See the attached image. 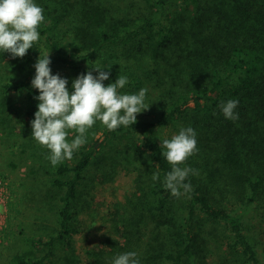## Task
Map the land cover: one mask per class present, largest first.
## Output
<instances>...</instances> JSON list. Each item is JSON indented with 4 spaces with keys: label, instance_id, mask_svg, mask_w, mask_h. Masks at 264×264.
<instances>
[{
    "label": "trees",
    "instance_id": "16d2710c",
    "mask_svg": "<svg viewBox=\"0 0 264 264\" xmlns=\"http://www.w3.org/2000/svg\"><path fill=\"white\" fill-rule=\"evenodd\" d=\"M126 1L124 8L115 4L114 11L100 0H66L77 15L71 23L76 45L67 47L55 35L61 18L53 16L40 24V40L27 51L36 63L50 50L49 65L93 76L98 75L97 56L112 51L126 70L109 66L115 75L109 74L105 86L126 76L128 83L118 90L122 94L138 90L146 79L159 84L169 72L166 101L154 118L138 113L134 124L114 131L101 125L96 130L102 139L90 138L88 130L86 143L71 159L56 166L49 160L43 167L48 191L39 200L49 206L52 199V225L37 226L28 247L6 264H77L75 220L86 207L88 171L107 145L117 148L107 157L111 166L125 151L121 148L145 152L149 162L138 169L136 191L113 222V235L88 253L92 261L86 264H113L127 252L137 253L139 264H202L219 235L214 223L228 229L229 252L241 258L237 263L226 257L219 264H262L244 222L252 213L264 219V0ZM145 63L148 71L140 69ZM34 76L33 66L25 77L0 83L5 95L24 94L21 112L29 121L38 104ZM233 99L239 101L235 121L219 107ZM183 121L195 130L198 149L187 161L194 163L185 167L198 174L189 175L185 182L191 191L177 198L163 185L171 165L163 155L161 130L184 126ZM154 173H159L156 181Z\"/></svg>",
    "mask_w": 264,
    "mask_h": 264
},
{
    "label": "rangeland",
    "instance_id": "374dc122",
    "mask_svg": "<svg viewBox=\"0 0 264 264\" xmlns=\"http://www.w3.org/2000/svg\"><path fill=\"white\" fill-rule=\"evenodd\" d=\"M70 1L73 4L76 2V0ZM100 1L101 4L105 3L114 11L117 9L115 4H118L119 8H124L127 4L126 0ZM60 2L62 0H34V3L43 9L44 19L53 16L61 18L55 35L66 46L70 43L76 45L71 32V23L77 17L76 11L74 12L70 5H66V0L62 2L65 8H62ZM119 62L120 58L109 50L97 56L98 65L103 71H109L111 75L115 74L109 66L119 72L126 70L118 66ZM34 64L28 51L22 58H13L10 53H3V50H0V83L25 77ZM49 68L52 75L58 74L61 78L67 79V87L71 93L72 81L80 73L54 63L49 65ZM140 69L148 71L149 65L145 63ZM171 79H173L172 74L165 72L159 84H154L152 79L151 81L146 79L138 90H124L122 94H136L140 89L146 88L145 104L150 106L139 114L154 118L166 101V88ZM159 85H161L160 88ZM23 104V93L5 95L0 91V109L2 110L0 112V264H6L13 253L28 247V241L34 236L37 226L51 227L52 216L56 213L51 206L52 199L47 200L49 206L43 202V198L39 200L41 195L48 191L43 167L49 164L50 151L32 137L31 121L24 118L21 112ZM186 123L183 121L184 126L179 124L177 128L166 127L161 130V135L164 139H170L178 134L181 128H185ZM101 125H103L102 122L97 120L88 129L92 133L90 138L102 139L100 130H96ZM75 135L74 131L69 130L68 141L71 142ZM121 149L125 151L117 155L116 163L111 166V159L107 157L113 156L117 148L114 145H107L102 150L99 163L92 165L88 171L89 178L86 181L88 186L83 197L87 203L85 209L81 210L76 217V230L73 234V253L78 260L77 264L92 261L88 253L103 247L102 243L107 237L113 235V222L117 221L124 206L126 207L127 198L136 191L137 178L140 173L138 169L148 166L149 161L145 152H139L133 148ZM193 158L195 155L190 156L187 161ZM187 161L182 167L194 163L192 161L189 164ZM91 178H94V181L91 182ZM213 225L220 236L218 235L208 245L210 251L207 257L202 259V264H219L220 261L230 256L237 259L236 262L239 263L241 258L238 255L233 256L227 246L228 239L225 237L229 234L228 229L218 223ZM244 227L245 233L254 243L261 262L264 264V219L252 213L246 217Z\"/></svg>",
    "mask_w": 264,
    "mask_h": 264
},
{
    "label": "clouds",
    "instance_id": "9594fccd",
    "mask_svg": "<svg viewBox=\"0 0 264 264\" xmlns=\"http://www.w3.org/2000/svg\"><path fill=\"white\" fill-rule=\"evenodd\" d=\"M43 21V9L34 0H0V50L10 53L13 58H22L40 40L38 28ZM49 51L34 64L31 86L39 95L35 97L38 104L31 128L32 137L50 151L48 159L56 166L71 159L74 151L86 143V133L97 120L110 131L120 126L129 127L136 122V114L150 105L145 104L146 88L136 94L118 91L128 83L126 76L121 75L105 86L102 82L109 79V73L99 66L94 69L97 76L91 71L78 75L72 81L70 93L67 79L51 74ZM238 104L239 101L233 99L219 107L226 119L235 121L239 118L235 112ZM69 130L76 133L71 142L68 141ZM162 146L165 149L163 155L171 165L163 185L171 195L179 198L191 191V184L185 182L189 175L198 174L195 169L181 167L198 151L196 132L192 127L181 128L178 134L164 139ZM152 179L158 180L159 173H154ZM113 264H139L137 253L120 254Z\"/></svg>",
    "mask_w": 264,
    "mask_h": 264
}]
</instances>
